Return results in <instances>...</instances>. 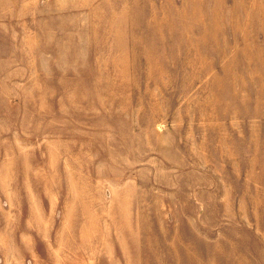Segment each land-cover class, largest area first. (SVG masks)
Instances as JSON below:
<instances>
[{
	"label": "rangeland",
	"instance_id": "374dc122",
	"mask_svg": "<svg viewBox=\"0 0 264 264\" xmlns=\"http://www.w3.org/2000/svg\"><path fill=\"white\" fill-rule=\"evenodd\" d=\"M0 248L264 264V0H0Z\"/></svg>",
	"mask_w": 264,
	"mask_h": 264
},
{
	"label": "crops",
	"instance_id": "0c3cea01",
	"mask_svg": "<svg viewBox=\"0 0 264 264\" xmlns=\"http://www.w3.org/2000/svg\"><path fill=\"white\" fill-rule=\"evenodd\" d=\"M36 260L31 259L30 264H44L43 256L39 255V250L36 249ZM40 259V260H39ZM0 264H28V261L21 259V255L10 249L0 248Z\"/></svg>",
	"mask_w": 264,
	"mask_h": 264
}]
</instances>
